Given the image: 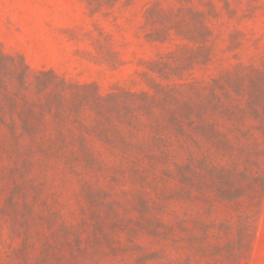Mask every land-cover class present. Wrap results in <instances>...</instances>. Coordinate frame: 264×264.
<instances>
[{
  "label": "rangeland",
  "instance_id": "rangeland-1",
  "mask_svg": "<svg viewBox=\"0 0 264 264\" xmlns=\"http://www.w3.org/2000/svg\"><path fill=\"white\" fill-rule=\"evenodd\" d=\"M0 264H264V0H0Z\"/></svg>",
  "mask_w": 264,
  "mask_h": 264
}]
</instances>
